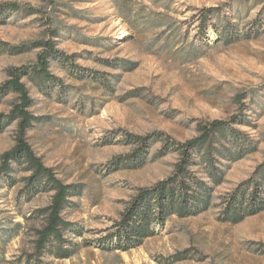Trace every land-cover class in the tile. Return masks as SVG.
I'll use <instances>...</instances> for the list:
<instances>
[{"label":"rangeland","instance_id":"obj_1","mask_svg":"<svg viewBox=\"0 0 264 264\" xmlns=\"http://www.w3.org/2000/svg\"><path fill=\"white\" fill-rule=\"evenodd\" d=\"M3 2L38 13L10 14L0 24L1 41L14 47L53 40L77 66L50 62L59 77L50 94L27 78L23 82L31 111L40 116L28 132L29 143L64 182L81 186L64 215L82 234L74 239L72 256L36 258L34 232L44 220L36 211L49 204L51 193L27 200L22 172H10L14 184L0 174V264H264V210L238 223L218 219L221 197L245 180L264 181V0ZM212 6L235 24L228 40L197 26L200 10ZM40 51L0 50V83L8 68L34 64ZM15 98H2L0 113ZM240 118L233 126L254 142L255 151L224 160V182L214 188L208 210L171 216L128 251L96 245L137 189L167 177L178 158L156 157V144L141 166L113 170L110 160L132 148L126 133L161 132L184 142L198 135L199 123ZM15 127L12 122L0 133V156L14 145Z\"/></svg>","mask_w":264,"mask_h":264},{"label":"trees","instance_id":"obj_2","mask_svg":"<svg viewBox=\"0 0 264 264\" xmlns=\"http://www.w3.org/2000/svg\"><path fill=\"white\" fill-rule=\"evenodd\" d=\"M17 12L30 15L38 13V10L21 7L16 2L0 3V24ZM197 22L200 29H212L218 41L228 40L235 32V24L222 15L217 6L202 8ZM54 34L56 31H53ZM30 48H41L37 61L31 65L8 68L7 78L0 83V103L6 95H16L10 109L0 113V133L12 122L16 123L14 145L0 156V174L14 184L17 181L10 172H22L21 194L27 200L41 192L51 193L49 204L36 211L44 220L34 232L32 254L36 258L45 253L68 258L76 251L78 243L74 239L82 234V230L78 229L76 222L65 217L64 211L71 204L70 198L80 194L81 186L64 182L29 143L28 132L40 121V116L31 111L33 100L23 79L27 78L38 90L50 94L59 82V77L49 70L50 62L58 61L69 67H73L74 63L71 56L56 48L53 40L14 47L0 40V50L15 54ZM241 119L230 122L214 119L206 124L199 123L196 127L198 135L184 142L161 132L145 135L126 133L125 141L132 148L130 152L110 160L108 164L113 170L141 166L156 144H160L156 157L176 153L178 158L167 177L137 189L119 219L95 239L96 245L107 251H128L155 235L157 228L164 226L171 216H194L208 210L212 206L214 188L224 182L228 168L224 160L236 161L255 151L254 142L233 126ZM219 204L218 219L232 223L263 211L264 181L249 179L239 183L221 197Z\"/></svg>","mask_w":264,"mask_h":264}]
</instances>
